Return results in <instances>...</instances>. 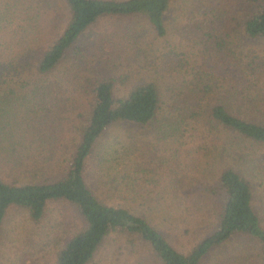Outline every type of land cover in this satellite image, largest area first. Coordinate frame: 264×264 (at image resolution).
I'll use <instances>...</instances> for the list:
<instances>
[{"label":"trees","instance_id":"16d2710c","mask_svg":"<svg viewBox=\"0 0 264 264\" xmlns=\"http://www.w3.org/2000/svg\"><path fill=\"white\" fill-rule=\"evenodd\" d=\"M173 1L0 0V228L10 209L37 224L49 204L69 205L79 224L54 244V264H88L111 234L128 245L138 238L160 264H201L237 238L256 246L255 262L264 264V0H201L203 7L185 12L196 16L184 26L201 37L202 49L191 68L185 52L168 51L176 76L163 91L166 116L158 115L165 101L155 82L116 95L114 78L86 58L110 49L103 38L81 39L104 17H143L154 38H165ZM224 19L261 53L232 49L231 35L218 33ZM123 38L131 45L130 34ZM147 48L151 52L140 51L144 60L153 55L150 42ZM62 64L60 82L54 72ZM68 78L86 102L74 116V137L62 134L60 123ZM120 124L153 129L155 141L167 135L182 159L196 162L194 176L153 180L148 142L126 159L136 141L102 137ZM89 161L98 174L92 190L83 176ZM62 164L53 175L50 167ZM206 197L216 208L213 225L187 251L175 250L160 225L169 228L184 214L193 221Z\"/></svg>","mask_w":264,"mask_h":264},{"label":"rangeland","instance_id":"374dc122","mask_svg":"<svg viewBox=\"0 0 264 264\" xmlns=\"http://www.w3.org/2000/svg\"><path fill=\"white\" fill-rule=\"evenodd\" d=\"M200 1H173L164 17L167 31L165 38H154L153 32L143 17H104L99 19L81 39L87 41L88 44L92 40L97 41L99 38H103L110 49H108V52L97 55L94 53V57L91 58L89 57L90 53H85L86 58L91 60L89 65H98L96 70L101 71L103 75L114 78L113 92L116 95H123L133 85L151 80L158 86L161 100L165 101L163 91H166V80L168 81L176 76V72L173 70L175 68L170 66L168 51L185 52V56H188L189 59L188 67L190 68L196 65L195 62L199 63V52L197 51L202 49L201 37L194 36V30L190 32L191 30L184 25L186 22L196 19V16L190 14L186 16L185 12L188 9L194 11L198 6L203 7ZM223 32L231 35V40H234L231 42V48L236 49L235 47L238 45L236 50L240 51L243 56L249 50H256L261 53L257 48V43L245 41L236 26L228 27L226 19L223 20V24L218 31L219 34ZM129 34L130 39L133 41L130 42L131 45H126L123 37ZM50 36L48 34L45 38ZM115 36L120 39H114ZM133 42H136V45L132 44ZM148 42L151 43L153 48V55H148L144 60L140 51L151 52L147 48ZM144 44H146V47L143 46ZM165 52L166 57L164 56ZM193 57L198 61H193ZM69 62L75 64L74 61ZM63 67H67V65H59L54 72V77L59 79L60 82L64 76ZM93 75H95V72H93ZM62 86L67 98L63 113L60 115V118H62L60 123L63 127L62 134L74 137V126L79 123L76 121L77 117L74 116L82 113L85 109V95H80L74 89L72 78L65 80ZM165 113L166 101L162 103L158 115L166 116ZM64 126H66V129ZM103 136H106V139L110 138L106 143L111 139L118 140L123 145L136 141L137 143L133 148L131 147V153H126V159L129 156L131 157L132 153L131 158H136L139 152H142L141 149H143L144 144L141 143L145 142L147 144L148 142L149 146L145 145V150L153 161L151 164V169L154 172L153 180L166 181L167 177L176 176V173H180L182 178L187 179L194 176L193 172L195 169L197 170L193 158L190 159L187 156L186 159H182L180 153L174 151L175 145L170 142L167 135L163 138L158 135L160 140L155 141L157 135L153 129L131 124H120L106 130ZM151 137L155 138L151 139ZM193 156L195 159V155ZM93 162L89 161L83 175L91 190L96 189L95 183L98 179V174L93 169ZM64 166V164L57 166L58 168L51 166V172H54L53 175L61 173ZM93 193L100 197L96 190H93ZM194 193H196V190ZM164 194L166 195V193ZM203 202L205 203L204 206ZM201 203V207L198 206L194 209L193 221L189 218V215L184 214L180 220H170L169 228L166 227V224H163L164 226L160 225V230L164 231L168 242L175 250L187 251L191 244L213 225L216 215L213 199L206 197ZM263 208L262 206L259 211H263L261 217L264 218ZM182 219L184 221L181 222ZM78 222L75 210L61 202L49 204L43 218L37 224H31L25 219L22 212L10 209L0 228V264H19V258L29 259L32 264H54V244L55 247L60 245L61 243L56 242H61L67 236V232L70 231L71 227L79 224ZM255 251L256 246H253V244L243 243L235 238L225 244L218 252H212L201 264H257L254 256ZM218 253H221L222 256H219ZM243 253L246 255V260L241 256ZM228 255L235 257L232 262L226 260ZM88 264H160V262L153 257L147 245L138 238L133 239L132 243L128 245L121 235L111 234L102 242L99 250Z\"/></svg>","mask_w":264,"mask_h":264}]
</instances>
